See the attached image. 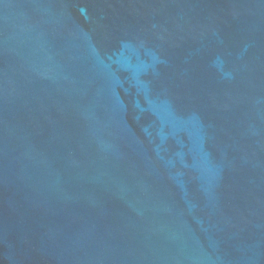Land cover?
<instances>
[{
  "label": "water",
  "instance_id": "water-1",
  "mask_svg": "<svg viewBox=\"0 0 264 264\" xmlns=\"http://www.w3.org/2000/svg\"><path fill=\"white\" fill-rule=\"evenodd\" d=\"M0 264H264V0H0Z\"/></svg>",
  "mask_w": 264,
  "mask_h": 264
}]
</instances>
